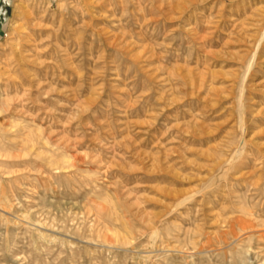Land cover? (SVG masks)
<instances>
[{"label":"rangeland","instance_id":"rangeland-1","mask_svg":"<svg viewBox=\"0 0 264 264\" xmlns=\"http://www.w3.org/2000/svg\"><path fill=\"white\" fill-rule=\"evenodd\" d=\"M0 94V264H264V0H0Z\"/></svg>","mask_w":264,"mask_h":264},{"label":"bare ground","instance_id":"bare-ground-1","mask_svg":"<svg viewBox=\"0 0 264 264\" xmlns=\"http://www.w3.org/2000/svg\"><path fill=\"white\" fill-rule=\"evenodd\" d=\"M0 105L3 106L1 94H0ZM0 111H3L1 107H0ZM3 212L7 214V212H5V211H3ZM23 219H25V218L22 217L21 219H18V220L23 221Z\"/></svg>","mask_w":264,"mask_h":264}]
</instances>
